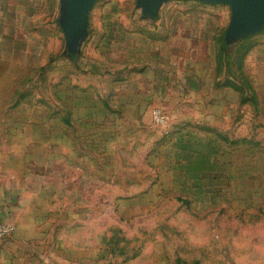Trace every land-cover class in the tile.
Masks as SVG:
<instances>
[{
	"label": "rangeland",
	"instance_id": "1",
	"mask_svg": "<svg viewBox=\"0 0 264 264\" xmlns=\"http://www.w3.org/2000/svg\"><path fill=\"white\" fill-rule=\"evenodd\" d=\"M61 15L0 0V264H264V31L96 0L72 55Z\"/></svg>",
	"mask_w": 264,
	"mask_h": 264
},
{
	"label": "water",
	"instance_id": "2",
	"mask_svg": "<svg viewBox=\"0 0 264 264\" xmlns=\"http://www.w3.org/2000/svg\"><path fill=\"white\" fill-rule=\"evenodd\" d=\"M172 0H136L142 15L155 19L161 7ZM210 5L226 4L232 9L231 22L225 33L227 44L264 31V0H197ZM96 0H61L60 27L67 51L76 55L88 35L90 11Z\"/></svg>",
	"mask_w": 264,
	"mask_h": 264
},
{
	"label": "built area",
	"instance_id": "3",
	"mask_svg": "<svg viewBox=\"0 0 264 264\" xmlns=\"http://www.w3.org/2000/svg\"><path fill=\"white\" fill-rule=\"evenodd\" d=\"M152 119L158 125H166L168 117L166 114L158 109L152 111ZM14 231V226L11 223H0V241L10 236Z\"/></svg>",
	"mask_w": 264,
	"mask_h": 264
},
{
	"label": "crops",
	"instance_id": "4",
	"mask_svg": "<svg viewBox=\"0 0 264 264\" xmlns=\"http://www.w3.org/2000/svg\"><path fill=\"white\" fill-rule=\"evenodd\" d=\"M3 210H5V209L4 208H0V213L3 212ZM0 223H3V222H0Z\"/></svg>",
	"mask_w": 264,
	"mask_h": 264
}]
</instances>
